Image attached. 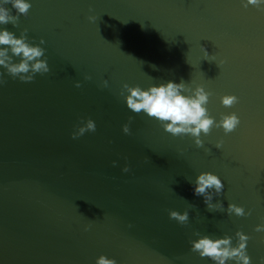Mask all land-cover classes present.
<instances>
[{"label": "water", "instance_id": "95a60500", "mask_svg": "<svg viewBox=\"0 0 264 264\" xmlns=\"http://www.w3.org/2000/svg\"><path fill=\"white\" fill-rule=\"evenodd\" d=\"M31 4L17 26L3 27L43 39L50 71L0 86V264H95L100 255L117 264H211L191 251L194 233L227 234L235 244L237 231L250 237L252 264H264V232L255 231L264 224V10L241 0ZM168 80L202 85L209 113L235 112L240 124L227 135L212 128L197 147L127 108L124 84ZM223 95L238 103L223 106ZM88 118L96 131L73 139ZM201 171L222 179L213 203L225 211L193 195L189 181ZM229 203L251 214L227 215ZM186 209L188 224L169 218Z\"/></svg>", "mask_w": 264, "mask_h": 264}, {"label": "clouds", "instance_id": "9594fccd", "mask_svg": "<svg viewBox=\"0 0 264 264\" xmlns=\"http://www.w3.org/2000/svg\"><path fill=\"white\" fill-rule=\"evenodd\" d=\"M243 7L249 5L259 10H264V0H241ZM11 5V7H9ZM32 7L31 0H0V86L6 83V77L19 79L21 82H32L37 74L44 75L49 73L50 67L46 56V48L42 45L45 41L41 39L39 43H32L26 35L27 30L21 31L17 36L14 32L8 30L4 25L11 23L17 26L21 15L27 16ZM15 10V15L13 14ZM89 21H95V16H89ZM206 60H214L206 49H204ZM90 79V77H85ZM108 81H104L107 87ZM75 86L79 88L80 82ZM126 93V94H125ZM121 95L127 108L135 113L143 112L150 119L156 120L163 130L172 136L183 137L188 135L193 138L197 147H202L204 141L202 134L207 136L212 128L222 129L224 134L232 133L240 124V118L235 113L221 114L217 120L209 113L207 104L209 102L210 92L202 85L191 87L189 83L181 80L179 83L174 80H168L159 85H152L148 88H142L139 85H123ZM220 103L225 107H231L238 103L236 95H223L220 97ZM129 122L122 126L124 134H131ZM96 122L88 118L81 120L74 127L72 138L77 139L88 132L96 131ZM223 141L215 144L220 149ZM116 161H113V166ZM128 173L130 168L125 165L122 169ZM193 187V195L203 197V202L209 211H225L223 202L217 200L213 203L215 196H219L224 191L222 179L211 171H201L196 175L194 181H189ZM227 215L244 217L251 214L243 206L235 203H229L226 209ZM169 218L174 219L181 225L189 222V211L183 212L170 210ZM91 225L85 227V231ZM131 227V225L129 226ZM256 232H264V224H258L255 227ZM197 239L191 240V251L198 253L199 257L207 258L211 264H252V259L247 251V245L250 237L243 231L235 233L236 243L233 244V237L223 235L216 237L213 235L194 233ZM95 264H117V261L100 255L96 258Z\"/></svg>", "mask_w": 264, "mask_h": 264}]
</instances>
